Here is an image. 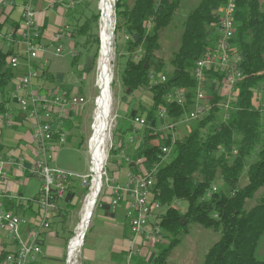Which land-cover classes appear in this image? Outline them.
Segmentation results:
<instances>
[{"label":"trees","instance_id":"16d2710c","mask_svg":"<svg viewBox=\"0 0 264 264\" xmlns=\"http://www.w3.org/2000/svg\"><path fill=\"white\" fill-rule=\"evenodd\" d=\"M181 2L134 0L130 4L128 0H117L115 3V34L122 32L129 37L124 46L128 56L122 73L123 86L130 93L147 90L151 95V104L147 106L140 103L137 109L139 116L146 117L149 126L143 130L138 147L127 143L128 135L134 131L128 119H124L116 128L114 136L117 145L111 151V163L118 162L115 156L124 152L134 162L143 164L147 170L157 165L153 190L165 207L160 226L166 241L156 245V254L151 264H169L171 252L188 235L190 223L220 232L219 240L211 245L202 264H264L257 252L264 235V196L253 207H245L247 200L254 198L264 186L262 0H234L235 33L230 42L241 57L238 69L243 78L237 85V96L231 102L229 118H224V110L220 106L225 100L224 74L211 71L204 99L205 103L211 105L208 114L188 124L186 129L177 128L178 138L172 143L170 135L165 137L164 132H155L150 128V123L156 119L162 107L166 108L170 122L182 118L194 108L196 82L191 72L200 57L215 49L219 38L220 9L228 0H201L190 10L182 23L180 45L169 60L172 67L169 71L167 62L157 52L161 50V33L172 24ZM68 16L74 19L73 12ZM100 17L99 13H94L81 25L77 24L78 31H72L86 38L83 46L85 50L89 51V46L96 45L94 59L98 58L100 51V36L95 32ZM6 22L0 23V31ZM18 28L19 25L15 30ZM12 53V50L4 51L0 47L2 96L8 92L12 80L27 73L20 75L18 68L10 66ZM82 55L76 54L74 61ZM34 67L41 71L45 81L71 94L72 89L66 85H56L54 75L44 64L37 63ZM151 73L166 75L167 79L152 85ZM215 79L216 84L213 85ZM177 88L185 91L187 103L184 107L167 99V95ZM260 90V104L256 106V95ZM126 99L127 96H123V100ZM128 117H131L130 113ZM68 127L70 129L72 126ZM77 140L79 145L84 141L80 133ZM163 146H172L170 157L164 162ZM245 170L247 182L242 185L240 181ZM73 187L70 185L67 188L71 199L66 201L65 208L58 213V218L63 219L61 223L66 221L72 209L77 208V204L71 202L76 195ZM83 192L87 194L89 187H85ZM174 202L182 206L172 205ZM15 210L23 217L29 214V210H24L21 205L15 207Z\"/></svg>","mask_w":264,"mask_h":264},{"label":"built area","instance_id":"2783aa9c","mask_svg":"<svg viewBox=\"0 0 264 264\" xmlns=\"http://www.w3.org/2000/svg\"><path fill=\"white\" fill-rule=\"evenodd\" d=\"M35 0H24L21 10L20 26L17 30L0 31V47L4 51L12 50L9 63L14 69L25 65L28 68L26 74L15 79L13 89L0 98V133L3 128L11 127L19 123L16 114L23 117L20 120L26 125L31 134L34 156L29 164L23 159L16 160L12 156H5L2 152L0 141V264H38L43 255V234L51 228L53 219L58 216L61 202L65 200L68 187L76 181L81 182L82 187L92 185L96 175L94 170V154L92 139L89 147L92 157L91 174L80 177L79 175L51 167L53 153L60 146L68 144V134L65 121L74 111L84 107L87 99L78 94H67L60 88L48 83L41 77V71L34 67V63L45 57V53L52 47L55 55L63 53V42L66 39L69 26H60L52 39L51 44L44 42L43 31L36 20L34 7ZM67 10H73L74 0H65ZM7 1H4L6 3ZM234 0L228 2L220 9L219 38L215 49L200 57L192 70L196 82L194 108L178 120L170 122L166 108H160L150 128L155 132H164L165 137L170 135L172 143H175L177 127L187 121L202 119L208 114L211 105L204 102L206 98V82L211 71L222 72L223 94L225 100L220 103L224 110V118H229L231 102L237 96V85L243 75L238 69L241 62L240 55L231 46V39L235 33L234 25ZM129 37L126 36V39ZM57 44V45H56ZM166 75L151 73L152 85L166 81ZM216 79L213 80V85ZM169 102L185 106L187 98L183 89L177 88L167 95ZM14 104L17 109L14 111ZM167 120V121H166ZM159 121H166L158 127ZM134 131L128 135L127 143L138 147L142 141V132L148 126L145 116H133L131 118ZM137 130V131H135ZM157 130V131H156ZM94 134V128H93ZM105 158L102 162L100 174L101 188L97 202L104 193L111 194L112 208L126 203V219L132 232V244L126 264H133L132 257L138 255L136 247L139 237L144 236L147 242L159 244L164 242L163 230L160 226L165 207L157 199L153 190L156 178L157 165L152 170H147L142 164L140 171H128L125 179H118L107 172L110 153L115 149L111 132L106 136ZM108 140L110 146L107 149ZM107 149V150H106ZM162 161H166L172 152V146H163ZM125 161L130 163V157ZM22 176L25 170L32 177L41 181V190L37 198L27 197L14 189L10 172ZM23 181H19L21 185ZM217 190L216 187L213 188ZM96 202V203H97ZM98 204V203H97ZM23 206L29 210L30 217H23L17 213L15 207ZM172 205L179 206V202ZM164 209V210H163ZM152 254L146 255V263L151 264Z\"/></svg>","mask_w":264,"mask_h":264},{"label":"rangeland","instance_id":"374dc122","mask_svg":"<svg viewBox=\"0 0 264 264\" xmlns=\"http://www.w3.org/2000/svg\"><path fill=\"white\" fill-rule=\"evenodd\" d=\"M75 1V0H74ZM114 2V9L115 3ZM130 4L134 0H128ZM201 0H182L179 11H177L176 16L172 24L164 29L161 33V50L157 52V55L163 58L167 62V70H171L172 67L169 64V60L172 57L174 51H176L180 45V36L182 33V23L186 15L192 10L195 6L199 4ZM100 0H76L73 11L75 12V20H70L68 33L66 35V42L63 51V57H58L56 60H65V64L68 66L65 69L61 70V75L64 81L68 82L67 85L75 90V93L81 96H84L87 99V103L84 107L76 110L72 114V122L69 129V143L57 148L54 152L53 161H51V167L59 168L62 170L73 172L80 177L91 174V164L92 157L89 147V140L93 136V117L95 113V100L96 96L99 93V88L97 85L98 77V60L94 59V53L96 51V45L92 44L89 46V51L85 50L84 42L85 37L78 34H73V30L78 31V25H81L85 19L91 16L94 13H99L101 15V10L99 7ZM262 7L264 9V0H262ZM54 12L55 11H51ZM69 13V12H68ZM114 10V14H115ZM116 21V14H115ZM78 24V25H77ZM95 32L99 33L100 36V20L99 27L95 29ZM74 35V36H73ZM126 36L124 33L119 32L115 34L114 40V60H113V82L111 84L112 91V113H111V137L114 143V146L117 145L116 138L114 133L116 128L123 122L124 119H128L131 122L132 115H138L137 109L139 104L143 103L149 106L151 104V95L147 90H139L135 93H130L129 89L123 86L122 83V73L124 66L127 60V53L124 52ZM101 42V41H100ZM101 47V43H100ZM83 53L80 59L74 61L73 57L75 54ZM100 55V51H99ZM60 62V61H59ZM83 73L81 74V72ZM13 83V82H12ZM12 83L9 85L8 89L12 86ZM261 90L258 91L256 95V106H259V99L261 98ZM123 96H127L126 100H123ZM0 94V98H3ZM131 115L129 118L128 115ZM128 114V115H127ZM139 116V115H138ZM187 116H184L183 120ZM205 117V116H204ZM167 121V120H166ZM166 121H159L158 127H161L162 124ZM193 121H187L182 125H179L177 128L186 129L188 124ZM152 123H150L151 125ZM135 128V127H134ZM177 130V129H176ZM108 131V132H109ZM137 131V130H135ZM157 131V130H156ZM161 132V131H159ZM82 135L83 143L80 145L77 143L78 134ZM76 135V136H75ZM110 146V140H108L107 149ZM106 149V150H107ZM124 152L120 153L124 155ZM126 156H128L126 154ZM123 157V156H122ZM109 162L113 161L112 155L109 157ZM116 158V156H115ZM108 162V163H109ZM118 158V162H113L115 165H119L118 168L131 169L133 172L140 171L142 165L140 162H134L130 158V163L126 164L124 159ZM112 163V164H113ZM140 163V164H139ZM115 165L107 166V172L109 175L112 174V168H115ZM131 167V168H129ZM247 170H245L240 183L244 185L247 182ZM41 181L36 178H32L27 184V190L25 194L27 197L34 196L40 188ZM73 187L76 190V195L73 196L72 203L77 204V208L72 209L67 215L66 221L61 223L63 220L61 217L57 221L52 222L50 234L56 239L59 244L56 243L54 246V253L51 256L57 257L59 264H67V250L68 242L71 241L70 238L74 235V228L80 220V212L84 204L87 194H85L84 188L81 186V182L77 181ZM264 196V186L261 187L258 192L255 194L254 198L247 200L246 209L253 207L258 200ZM71 199V193H68L65 197V200L62 202L61 207L65 208L66 201ZM98 203V202H97ZM97 203L94 209V212L97 207ZM179 206H182L181 204ZM165 209V208H164ZM163 209V210H164ZM93 212V213H94ZM93 217V215H92ZM92 219V218H91ZM91 222V221H90ZM92 224V222H91ZM90 224L87 232L89 231ZM189 233L185 236L179 246H177L170 254L169 264H202L205 255L207 254L211 245L217 242L220 238V232H215L212 230H207L196 223H190L188 226ZM88 234V233H86ZM87 236V235H86ZM69 238L68 241H66ZM96 238V230H93L88 237V246L86 249V259H89V253L91 252L90 246L94 244V239ZM166 241V240H164ZM46 243H53L50 239L45 240ZM84 244V243H83ZM83 247L79 253V264H85L82 256ZM258 257L261 260H264V235L259 242L258 247ZM45 253V251H43ZM52 264V263H51Z\"/></svg>","mask_w":264,"mask_h":264},{"label":"crops","instance_id":"0c3cea01","mask_svg":"<svg viewBox=\"0 0 264 264\" xmlns=\"http://www.w3.org/2000/svg\"><path fill=\"white\" fill-rule=\"evenodd\" d=\"M4 1H7L4 3ZM76 1V0H75ZM24 0H0V23H5L7 20L8 23L4 25L3 29L6 30H15L16 26H20V19H21V10L22 4ZM65 0H35L34 7L36 11V20L41 26V30L43 31V38L44 42L47 44H51L53 36L56 30L60 26H69L70 20H75V12L73 10H67ZM51 11H55L51 12ZM70 12L74 13V19H72L68 14ZM11 22V24L9 23ZM14 23V24H13ZM11 26V28H8ZM67 38L64 39L63 48L65 46ZM57 45V44H56ZM64 51V50H63ZM76 55V54H75ZM74 55V56H75ZM63 57L62 55H55L53 48L50 47L49 51L45 53V57L37 60L33 65L37 63H42L46 67H48L49 72L55 77L56 85H66L68 88H71L67 85L68 82L64 81L61 70L68 67L65 63V60H56L58 57ZM64 58V57H63ZM60 61V62H59ZM20 75L24 74L28 71V68L25 65H21L18 68ZM13 82V83H12ZM12 86L9 90L13 89L15 79L12 80ZM51 84V83H50ZM54 85V84H52ZM72 89V88H71ZM71 94H76L75 90L72 89ZM5 97V95H4ZM17 105L14 104V111H16ZM1 110V109H0ZM73 114V113H72ZM72 114L66 118L65 121V128L68 134V143L69 141V125L73 121ZM16 119L19 121L16 125L11 127H6L2 129L0 133V141L2 143V152L5 156H12L16 160L23 159L26 164L31 162V159L34 156L33 145L31 144V134L30 130L26 125L20 123L22 119V115L17 113ZM123 156V157H122ZM54 157V153H53ZM111 157V153H110ZM117 158L124 159L125 161L126 154L124 155H117ZM53 161V160H51ZM51 164V162H50ZM129 164V163H128ZM111 166L115 165L114 163H110ZM109 166V164H108ZM115 168H112V176L118 179H125L128 171L131 169H123L118 168L115 165ZM131 168V167H129ZM132 171V170H131ZM10 178L12 179L13 188L19 189L21 194L25 195V190H27V184L30 182L32 177L27 170H25L22 176H19L12 170L10 172ZM38 179V178H36ZM23 181L21 185H18L19 181ZM39 180V179H38ZM40 181V180H39ZM79 182V181H78ZM74 182L72 185H75ZM42 184V183H41ZM41 185L39 191L30 198H37L40 194ZM67 195V194H66ZM66 197V196H65ZM64 200H62L63 202ZM111 194L109 192L104 193L98 205L96 207L95 212L93 213V217L90 222V229L84 238L83 244V261L85 264H126L127 258L130 252V247L132 244V232L128 221L126 219V203H122L117 208H112L111 206ZM61 202V205H62ZM64 209L61 207L60 210ZM30 213L28 214L27 218L30 217ZM58 220V216L53 219V222ZM52 228L46 233L43 234V253L41 261L38 264H59L58 258L51 256L54 252V246L59 244L56 239L50 234ZM96 230V238L94 239V244L90 246L91 252L88 254L89 259H86V249L88 246V237L89 234ZM73 237V236H72ZM50 239L53 243H46L45 240ZM72 239V238H71ZM71 242V241H70ZM160 244V243H159ZM70 245V243H69ZM157 244H153L151 242H147L144 236H141L137 240V250L138 255L132 257L133 264H145L146 263V255L152 254V260L155 257V248ZM69 248V246H68ZM68 252V250H67ZM68 254V253H67Z\"/></svg>","mask_w":264,"mask_h":264},{"label":"bare ground","instance_id":"6f19581e","mask_svg":"<svg viewBox=\"0 0 264 264\" xmlns=\"http://www.w3.org/2000/svg\"><path fill=\"white\" fill-rule=\"evenodd\" d=\"M115 0H100L99 7L101 10L100 19V55L98 60V77L97 85L99 93L95 100L94 113V134L92 139L94 154V170L96 175L90 186L89 192L85 198L80 212V220L74 228V235L71 242H68L67 264H79V253L84 243L98 195L101 188L100 174L102 162L105 158V143L108 131L111 128L112 113V91L113 82V60H114V40H115ZM110 132V131H109Z\"/></svg>","mask_w":264,"mask_h":264},{"label":"water","instance_id":"95a60500","mask_svg":"<svg viewBox=\"0 0 264 264\" xmlns=\"http://www.w3.org/2000/svg\"><path fill=\"white\" fill-rule=\"evenodd\" d=\"M101 19V18H100ZM100 41H101V39H100ZM146 66H147V64H146Z\"/></svg>","mask_w":264,"mask_h":264}]
</instances>
